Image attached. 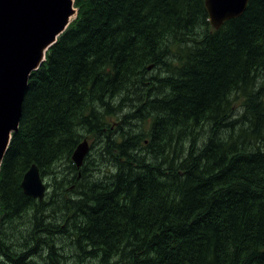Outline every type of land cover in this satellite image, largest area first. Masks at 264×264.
Segmentation results:
<instances>
[{"label": "trees", "instance_id": "obj_1", "mask_svg": "<svg viewBox=\"0 0 264 264\" xmlns=\"http://www.w3.org/2000/svg\"><path fill=\"white\" fill-rule=\"evenodd\" d=\"M74 6L0 166V264H264V0L217 29L204 0ZM90 137L113 162L91 181Z\"/></svg>", "mask_w": 264, "mask_h": 264}, {"label": "water", "instance_id": "obj_2", "mask_svg": "<svg viewBox=\"0 0 264 264\" xmlns=\"http://www.w3.org/2000/svg\"><path fill=\"white\" fill-rule=\"evenodd\" d=\"M247 2L204 0L210 25L217 29L225 20L240 16ZM76 12L74 0H0V166L19 125L28 78ZM87 151L86 140L77 144L71 155L76 166ZM21 187L27 195L44 198L47 187L35 163L24 173Z\"/></svg>", "mask_w": 264, "mask_h": 264}, {"label": "rangeland", "instance_id": "obj_3", "mask_svg": "<svg viewBox=\"0 0 264 264\" xmlns=\"http://www.w3.org/2000/svg\"><path fill=\"white\" fill-rule=\"evenodd\" d=\"M161 69L163 71L161 74L165 75L166 71L163 68H161ZM155 71H156V69L152 70L153 73H155ZM134 102H137V100H134ZM130 104H131V102H127V107L125 108V110H128L130 108ZM223 132L224 131H221L220 135H223ZM220 138H222V137L220 136ZM83 140H86L88 143V151L85 154L82 163L79 166H77L78 170H81L83 165L85 164L86 165V168H85L86 172L93 174V176L88 179L89 181H91L92 179L98 178V177L100 178V177H105L106 175H109L113 169V162L110 161L111 159H110L109 155L107 153L102 152L101 147H100L101 145L99 144V142H97V140L92 139V137L84 138L81 141H83ZM138 151H140V150H138ZM71 160H72V158H71ZM66 166H67L66 164L61 165V171L62 172L65 171ZM43 180L46 184V187L48 186L47 191H46V192H48L50 190V187L48 185L49 180L47 177H43ZM59 245H61V244H59ZM66 251H67V253H69L70 257L73 254L77 257L75 250L70 251V250L66 249ZM71 262L74 264L75 260L72 259ZM41 263H42V260H39L38 264H41ZM78 263L83 264L80 261H78ZM42 264H46L45 261Z\"/></svg>", "mask_w": 264, "mask_h": 264}, {"label": "bare ground", "instance_id": "obj_4", "mask_svg": "<svg viewBox=\"0 0 264 264\" xmlns=\"http://www.w3.org/2000/svg\"><path fill=\"white\" fill-rule=\"evenodd\" d=\"M73 16H74V15H72V16L70 17V20H72V19H73Z\"/></svg>", "mask_w": 264, "mask_h": 264}]
</instances>
